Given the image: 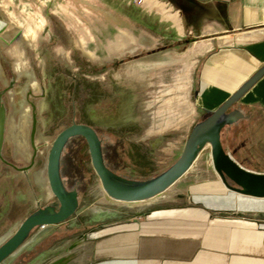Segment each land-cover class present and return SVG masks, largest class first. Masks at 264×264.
Returning a JSON list of instances; mask_svg holds the SVG:
<instances>
[{"label": "rangeland", "instance_id": "rangeland-1", "mask_svg": "<svg viewBox=\"0 0 264 264\" xmlns=\"http://www.w3.org/2000/svg\"><path fill=\"white\" fill-rule=\"evenodd\" d=\"M158 1L171 13L177 11L166 0ZM0 29V40L9 43L8 52L12 54L16 43L18 47L24 44L29 67L50 88L44 98L34 100L39 121L34 166L28 178L20 179L14 192L8 193L12 207L18 196V209L10 213L0 234L10 226L15 229L36 208L37 196L41 204L55 202L47 182V155L53 139L72 118L87 119L96 127L107 167L117 174L154 175L179 157L190 132L186 116L195 107L196 84L188 81L192 66L182 64L181 50L186 43L177 41L184 39L181 30L157 9L145 8L139 0H0ZM29 31L33 47L15 40L18 33ZM72 76L88 79L106 96L89 103L85 113L73 115L69 107ZM177 89L178 94L188 96L189 103L167 110V96ZM75 99L79 103L81 98ZM15 109V105L9 108L6 152L17 153L19 161L27 164L32 154L30 120L27 114L18 118ZM243 113V120L223 130L222 143L240 165L264 171V111L253 108ZM60 167L65 186L79 194L77 211L60 224L34 230L29 241L44 232L32 251L20 252L7 264H26L41 249L60 251L44 262L38 260L40 264L57 256L65 264H81L102 224L160 205H185L229 193L213 169L208 144L164 192L167 197L147 202L128 204L108 198L91 167L82 137L65 146ZM35 174L41 182L35 181ZM97 211L105 216L93 219Z\"/></svg>", "mask_w": 264, "mask_h": 264}, {"label": "crops", "instance_id": "crops-1", "mask_svg": "<svg viewBox=\"0 0 264 264\" xmlns=\"http://www.w3.org/2000/svg\"><path fill=\"white\" fill-rule=\"evenodd\" d=\"M166 1L177 10L182 64L192 66L188 81L196 84L191 130L264 64V0ZM178 93L169 92L167 110L189 103ZM235 107L264 111V75ZM228 192L102 224L81 264H264V198Z\"/></svg>", "mask_w": 264, "mask_h": 264}, {"label": "water", "instance_id": "water-1", "mask_svg": "<svg viewBox=\"0 0 264 264\" xmlns=\"http://www.w3.org/2000/svg\"><path fill=\"white\" fill-rule=\"evenodd\" d=\"M19 35L21 33H18L15 39ZM263 75L264 64L215 109H206L205 112L208 115L191 127L179 157L169 167L151 178H127L108 168L103 158L101 139L90 125L73 122L63 128L53 139L46 161L49 189L55 197L58 207L55 209L53 205H45L27 215L14 232L0 243V264L26 243L34 228L60 224L77 211L79 206L77 191L67 189L60 174V157L63 148L73 137H82L85 140L91 167L98 177L101 187L108 197L117 201H143L164 191L191 167L207 144L210 146L213 169L225 189L245 197L263 199L264 171H254L240 165L225 151L221 142L222 129L245 117L244 113L235 107V104ZM34 124L31 137L34 133ZM2 133L3 114H0V140ZM134 214L138 215L139 212ZM236 214L243 215L242 212H236Z\"/></svg>", "mask_w": 264, "mask_h": 264}, {"label": "flooded vegetation", "instance_id": "flooded-vegetation-1", "mask_svg": "<svg viewBox=\"0 0 264 264\" xmlns=\"http://www.w3.org/2000/svg\"><path fill=\"white\" fill-rule=\"evenodd\" d=\"M17 38L15 40H17ZM8 44L9 43L6 40H0V114H3V133L0 140V228L6 224L10 213H14V209H18V196L15 197L17 201H15V199L12 201L13 205H15V207H12V204L8 201V193H11V191L14 192V188H16L17 185H19L20 183V179H22L23 177L28 178V174L34 166L36 149L35 136L39 122L37 116L38 106L34 100L36 98H44L46 96L47 91L50 89H48V87L46 86L44 78L41 77V75H39L38 72H36L33 68L29 67L28 58L25 54L24 44H19L20 54L22 60L24 61V66L21 68H17L15 58L12 56V54L8 52ZM112 64L115 65L116 63L113 62ZM71 79L73 80V87L71 90V99L69 101V107L71 108V112L73 115H75L77 112L85 113V108L89 103L93 102V100L95 99H99V97L101 96H106V94L101 93L104 92V90H99V94V92H97L98 88H94L91 85L92 83L86 78H82L79 80L76 76H72ZM34 84L38 87L37 90L34 89ZM78 97L81 98L79 103H77L75 99ZM14 105L16 107L15 114L18 118L19 116L27 114L30 120L28 143L32 148V154L27 164H23L19 161L18 155H16L17 153L6 152V144L8 141L7 126L8 121L10 119L9 108L14 107ZM73 122L88 124L93 127L96 131V127L87 119L75 120V118H72L70 124H72ZM33 123H35V128L33 136L31 137ZM40 200L41 198L39 196L35 198L36 208L34 210L45 205H53L55 209H57L58 207L56 199L54 200V203L52 202L46 204H41ZM34 210H32L31 212H33ZM103 216H105L103 211H97V213L92 218L97 220L98 218H101ZM90 220L92 221L91 218ZM17 226H15V229ZM38 228L40 227L34 228L31 231L26 243L21 248H19L14 254L6 258L2 264H7L9 260H11L15 255L19 254L22 251L31 252L32 248L34 247L33 244L38 238H40L41 234H43L42 232H44L42 230L39 231L37 233V237H34V240L29 241L32 232ZM12 229H14V226H10L8 229L2 232L0 234V239H2V237H4L5 235H7L5 238L11 235L15 230ZM5 238H3L2 241H4ZM2 241H0V243ZM58 251L60 250L41 249L40 251H38V253L36 252L35 254H33L32 259L26 264H40L41 262H44L43 260L45 258L50 259V257L55 255ZM38 260H40V263L38 262ZM51 262L55 261H53V259L49 260L47 264Z\"/></svg>", "mask_w": 264, "mask_h": 264}, {"label": "bare ground", "instance_id": "bare-ground-1", "mask_svg": "<svg viewBox=\"0 0 264 264\" xmlns=\"http://www.w3.org/2000/svg\"><path fill=\"white\" fill-rule=\"evenodd\" d=\"M139 1H140V3L145 8H148V9H157L163 15V17H164L165 20L171 21L177 27L178 30H181L180 25H179V17H178V14L177 13H171L170 9H166L164 7L163 3H160V1H158V0H139ZM18 38H19V40L25 41L26 43H28L30 46L33 47V45H34V39H33V33L31 31L22 34ZM12 56L16 59V66H17V68L23 67V60H22V57H21V54H20V50H19V47H18V43H16V46L12 49ZM33 86H34V89H38V87L35 84ZM35 178H36V181L37 182H41V177H40L39 174H36L35 175ZM167 189H165L164 191H166ZM164 191H162L159 194L153 196L152 198H149V199H146V200H143V201H138V202H124V203L133 204V203H139V202H147L149 200H152L154 198H157ZM108 198H110V197H108ZM111 200L116 201V202H123V201H117V200H114V199H111ZM6 236L7 235H5L4 237H2V239L5 238ZM2 239H0V241H2Z\"/></svg>", "mask_w": 264, "mask_h": 264}, {"label": "trees", "instance_id": "trees-1", "mask_svg": "<svg viewBox=\"0 0 264 264\" xmlns=\"http://www.w3.org/2000/svg\"><path fill=\"white\" fill-rule=\"evenodd\" d=\"M208 114L206 113V115L205 116H207ZM243 120V119H242ZM241 121V120H240ZM239 122V121H238ZM237 122V123H238ZM237 123H235V124H237ZM235 124H232V125H235ZM232 125H230V126H225L223 129H222V131H221V142H222V132H223V130L224 129H226V128H228V127H231ZM73 138H75V137H73ZM73 138H71V139H69V141L70 140H73ZM68 141V142H69ZM68 142L66 143V145L68 144ZM101 144H102V141H101ZM65 145V146H66ZM222 145H223V143H222ZM65 146H64V148H65ZM64 148H63V151H64ZM223 148L225 149V147H224V145H223ZM63 151H62V154H61V157H60V165H61V159H62V155H63ZM102 151H103V148H102ZM225 151H226V149H225ZM227 152V151H226ZM103 158H104V161H105V164H106V157H105V153H104V151H103ZM107 165V164H106ZM113 167V166H112ZM114 168V167H113ZM115 169V168H114ZM60 174H61V167H60ZM157 174H159V173H157ZM157 174H154V175H147V176H139V177H135L134 175H131V174H122V173H119V175H121V176H124V177H127V178H138V179H147V178H151V177H153V176H155V175H157ZM63 179V178H62ZM66 188H67V186H66ZM68 189V188H67Z\"/></svg>", "mask_w": 264, "mask_h": 264}]
</instances>
